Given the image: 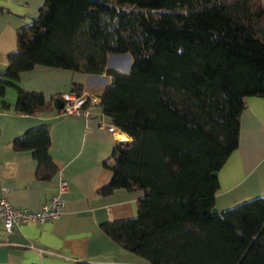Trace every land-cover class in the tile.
<instances>
[{
    "label": "trees",
    "instance_id": "obj_1",
    "mask_svg": "<svg viewBox=\"0 0 264 264\" xmlns=\"http://www.w3.org/2000/svg\"><path fill=\"white\" fill-rule=\"evenodd\" d=\"M17 42L0 75V97L17 90V114L54 110L19 84L38 65L112 79L104 114L134 142L115 145L112 180L98 193L145 195L137 217L104 223L105 234L151 264H264V196L213 213L247 100L264 99V0H46ZM126 53L129 71L108 67L110 54ZM12 145L33 153L39 180L59 173L50 126Z\"/></svg>",
    "mask_w": 264,
    "mask_h": 264
},
{
    "label": "crops",
    "instance_id": "obj_2",
    "mask_svg": "<svg viewBox=\"0 0 264 264\" xmlns=\"http://www.w3.org/2000/svg\"><path fill=\"white\" fill-rule=\"evenodd\" d=\"M45 2L0 0V75L8 66V55L17 50L18 30L39 16ZM111 81L106 73L38 65L23 72L19 84L26 91L43 93L54 105L52 112L36 116L15 113L17 90L12 86L0 97V197L6 189L5 196L14 206L40 210L57 193L59 174L69 182L61 218L22 224L9 237L0 218V264H151L124 251L102 229L104 223L137 217L138 201L145 195L143 190H121L107 196L98 193L112 180L113 172L105 163L111 162L115 145L134 142L104 114L101 94ZM75 83L82 85L79 96L88 105L83 104L80 114L61 113L54 97L74 92ZM2 101L11 109H1ZM44 125L51 128L50 154L59 168L56 177L45 181L37 178L33 153L17 152L12 145L28 130ZM219 182V212L264 196L263 98H248L241 115L239 147L219 171Z\"/></svg>",
    "mask_w": 264,
    "mask_h": 264
},
{
    "label": "built area",
    "instance_id": "obj_3",
    "mask_svg": "<svg viewBox=\"0 0 264 264\" xmlns=\"http://www.w3.org/2000/svg\"><path fill=\"white\" fill-rule=\"evenodd\" d=\"M62 99L65 104L61 108V113L64 114H80L84 111L82 107L87 101L86 98L79 96L76 92L63 94ZM68 192L69 182L66 177L59 174L57 193L40 210H32L26 207L14 206L5 196L7 190L4 189L3 195L0 197V218L4 224L6 235L9 237L14 232V229L22 224L45 223L61 218L64 207V196Z\"/></svg>",
    "mask_w": 264,
    "mask_h": 264
},
{
    "label": "water",
    "instance_id": "obj_4",
    "mask_svg": "<svg viewBox=\"0 0 264 264\" xmlns=\"http://www.w3.org/2000/svg\"><path fill=\"white\" fill-rule=\"evenodd\" d=\"M116 58H121V57H117V56H114V55H109V58H108V67L110 68H123V69H126L124 67V65H122L121 63H119V61H117ZM65 102L62 98H58L56 100V105L59 109L63 108ZM213 213L214 214H218L220 213L219 210L217 209V207H215L213 209Z\"/></svg>",
    "mask_w": 264,
    "mask_h": 264
},
{
    "label": "rangeland",
    "instance_id": "obj_5",
    "mask_svg": "<svg viewBox=\"0 0 264 264\" xmlns=\"http://www.w3.org/2000/svg\"><path fill=\"white\" fill-rule=\"evenodd\" d=\"M110 55L121 57V58H116V59H117V61H119V63L124 65V67L126 68V69H122V68H117V69H120V70H123V71H129L130 70V67H131V65L133 63V58H132L130 53H126V54H123V55H116V54H110Z\"/></svg>",
    "mask_w": 264,
    "mask_h": 264
}]
</instances>
